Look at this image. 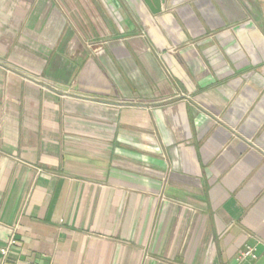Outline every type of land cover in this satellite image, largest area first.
<instances>
[{
    "label": "crops",
    "instance_id": "obj_1",
    "mask_svg": "<svg viewBox=\"0 0 264 264\" xmlns=\"http://www.w3.org/2000/svg\"><path fill=\"white\" fill-rule=\"evenodd\" d=\"M12 232L6 264H264V0H0Z\"/></svg>",
    "mask_w": 264,
    "mask_h": 264
},
{
    "label": "built area",
    "instance_id": "obj_2",
    "mask_svg": "<svg viewBox=\"0 0 264 264\" xmlns=\"http://www.w3.org/2000/svg\"><path fill=\"white\" fill-rule=\"evenodd\" d=\"M16 241L14 238V232H12V234L10 235V237L8 238V240L6 241V243H4V245L0 246V264H6V257L8 256L10 249L15 245ZM243 257H247V256H251L254 257V255L252 254V252L246 251L243 255Z\"/></svg>",
    "mask_w": 264,
    "mask_h": 264
},
{
    "label": "water",
    "instance_id": "obj_3",
    "mask_svg": "<svg viewBox=\"0 0 264 264\" xmlns=\"http://www.w3.org/2000/svg\"><path fill=\"white\" fill-rule=\"evenodd\" d=\"M152 14H157L160 11V0H143Z\"/></svg>",
    "mask_w": 264,
    "mask_h": 264
}]
</instances>
